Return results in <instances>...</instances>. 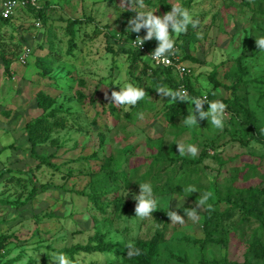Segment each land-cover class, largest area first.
<instances>
[{"label":"rangeland","instance_id":"obj_1","mask_svg":"<svg viewBox=\"0 0 264 264\" xmlns=\"http://www.w3.org/2000/svg\"><path fill=\"white\" fill-rule=\"evenodd\" d=\"M47 4L39 27L32 25L37 18L22 11L0 26V46L11 59L7 74L0 61V198L12 200L20 193L21 200L34 183L35 187L49 183L21 206L0 203V233L11 236L1 248L2 260L14 259L10 264L100 263L118 257L122 250L125 253L138 239H151L161 228L163 237L156 239L151 264H212L222 257L264 264V255L255 257L246 248V241L254 237L264 251V228L262 234L261 230L254 233L258 223L252 216L240 223L238 209L230 219L221 220L222 229L214 236L226 233L224 243L193 242L203 237L205 207L221 210L231 204L224 201L225 194L241 204L238 195L255 189V205L264 211V203L260 204L264 201V141L259 140L264 138V49H260L264 0H47ZM72 18L83 23L73 26L69 46L65 20ZM132 33L154 48L144 44L147 51L175 46L180 61L190 67L187 77L196 96L181 101L169 120L162 114L164 105L171 102L169 89L155 88L141 73L142 54L137 52L142 60L135 61L132 75L127 73L130 58L119 48L129 46ZM24 47L29 48V56L20 64L17 55ZM212 70L224 85L236 84L238 105L251 114L252 123H241L242 115L229 112L221 102L230 97L229 89L218 87L213 97H207ZM235 72L241 74L238 82ZM169 76L181 83L175 70ZM38 90L53 97L50 107H55L62 126L51 131L54 142L35 149L49 155L47 161L58 170L45 165L36 169V160L29 155L23 126L42 113L35 107ZM200 96L207 102L196 107L195 98ZM93 151L95 156L89 157ZM202 151L200 162L169 166L170 158L195 160ZM108 156L110 165L128 176V169H134L127 186L120 181L118 188L106 194L120 200L116 216L109 221L100 220L78 194L85 186L90 190L86 183L91 173ZM27 169L35 182L19 187L6 181L12 173L25 177ZM67 169L72 171L68 176ZM166 183L167 193L160 191ZM192 197L201 202L194 203ZM142 203L173 213L158 223L137 208ZM188 204L196 212L178 210ZM95 232L114 243L112 252H78L70 260L61 251L84 244Z\"/></svg>","mask_w":264,"mask_h":264},{"label":"trees","instance_id":"obj_2","mask_svg":"<svg viewBox=\"0 0 264 264\" xmlns=\"http://www.w3.org/2000/svg\"><path fill=\"white\" fill-rule=\"evenodd\" d=\"M40 7L37 10H32L29 8H26L23 10V13H26L30 16H34L39 21H41L44 17L45 7H48L47 0H39ZM10 18H1L0 17V26L9 24ZM66 33L68 34V41L69 46L73 43L72 39L74 36V29L73 26L77 24L83 23L81 19L79 18H72V19H66ZM33 25V23H32ZM133 34V33H132ZM131 34V35H132ZM129 35V38L130 36ZM1 41V39H0ZM145 46L148 49H154L150 48L144 42ZM16 49L18 47L17 44L13 45ZM68 46V47H69ZM153 47V46H152ZM158 48V47H157ZM260 49H264V43H261ZM255 51H257V48H254ZM70 51V49H68ZM130 46L125 45V47H120L119 52L125 53L129 56V67L127 69V73L132 75V72L136 69L135 61H141V56L134 52ZM183 58H188L189 60H192L193 58L189 55H183ZM0 61L3 66L4 73H8L9 65L11 62V59L7 57L4 53L3 48L0 46ZM238 63V62H237ZM140 71L141 73L149 77L152 80V84L155 88L158 89H169V96L171 98L170 103H166L163 107L162 114L166 118V120H169L171 116L178 112V104L181 101H184L185 99L189 98L192 99L196 96L194 88L191 86L190 81L188 79V74L185 75L181 83L179 81L172 79V76L170 75V72L173 71L171 67H148V65L143 62L140 64ZM238 66H236L237 68ZM147 68H149V72L147 73ZM235 68V69H236ZM240 70V69H239ZM172 74V73H171ZM233 78L235 79V82L239 81V78H241V74L238 72L233 75ZM208 79L211 83L210 90L207 92V97H213L212 91L215 90L218 87H225L229 89L230 97L220 99L223 104H225L226 109L229 112L232 113H240L242 115L243 119L241 120V123H252L253 117H251L250 113H247L243 108V106L238 105V101L235 94L236 84H230L229 86L224 85L221 81L216 79L215 71L212 70L211 73L208 75ZM234 82V83H235ZM179 84H181L185 90L187 91V95L184 97H179V91L178 87ZM34 101H35V107H38L41 110V114L35 117L30 118L27 122L24 123V131H25V139L28 142V151L29 155L32 158H35L36 163L34 167L36 169L40 168L41 165L49 166L53 170H58L59 167L53 163H50L47 161V157L41 155V153L36 152V147L46 143V141L54 142L55 138L52 137L51 131L55 129L56 127L62 126V121H60V118H58L55 115V107H50L53 103V97L49 96L47 93H45L42 90L36 91L34 95ZM136 104V102H135ZM109 110L112 111L113 107H109ZM131 110H134L133 107H131ZM127 112H124L123 114H126ZM259 140L264 141V138H260ZM9 146V145H7ZM96 154L95 151L89 154V157H94ZM202 151V155L198 156L195 160H186V159H180V158H170L169 163L171 165L177 164V168L181 167L183 163L185 162H200L201 158L204 156ZM110 156L104 157L101 164L98 166V171H94L91 173L92 177L87 181V186L90 188V190L86 189V186L84 189L80 190L78 194L85 197L86 201H88L91 204V207L96 211V213L99 214L100 220H110L111 216H116L117 214V207L118 203H120V200L116 195H113L112 197H107L106 194L114 191L119 186V182L122 181L124 186H127L130 183V180L132 177H130L131 174L134 173V169L132 170L128 169L130 172V175H127V172H125L122 169H117L110 165ZM179 161V162H178ZM28 170V169H27ZM9 171V170H8ZM71 170L67 169L66 176L71 174ZM3 175V172H0V177ZM35 178L32 176V171L28 170V174L25 175V177H20L12 173L9 177H7V182H14L15 185L19 187H23L25 185V182H32ZM133 180V179H132ZM140 182H143L144 175L139 179ZM35 182V181H34ZM49 183H39L35 187L32 185L30 189L27 191L26 197L19 199L20 193H17V197L14 199H8L7 196L3 197L4 199L0 198V203L4 204H12L14 207L21 206L25 202L28 201V199L35 194L38 191H43L48 187ZM38 189V190H37ZM170 190V187H168V183H166L162 188H160V191H163L167 193ZM259 191H261L259 189ZM257 191L255 189H248L241 192L242 198H240L241 204L238 202L236 203V200L234 199L233 202H231V198L229 197V194H225L224 201L230 202L231 204L226 205L223 209H216V208H206L205 211L201 214L202 221L201 225L204 230L203 237L201 239L193 240V242L198 241L200 242H220L224 243L225 239L227 238V234L221 235V237H214L216 234H218L222 229V226L219 227V224H221V220L223 219H230V217L234 213V209H238V214H241V220L239 221L242 223V221L246 220L249 216H252L257 221V226L253 228V232H257L259 230L260 234H262V230L264 227H262V223H264V211H260V209L255 205L258 204V195L255 194ZM262 192V191H261ZM245 193L244 197L243 194ZM193 198V197H192ZM246 198V201L245 199ZM199 198H193V202H199ZM201 202V201H200ZM264 201H262L263 204ZM239 205L238 207H236ZM137 208H140L144 213H149L152 215V217L156 220V222H163L171 213L172 211L169 210H163V211H155L151 206L146 205V203L138 204ZM137 209V210H140ZM136 210V209H135ZM136 210V211H137ZM183 212L189 211V212H196L194 207L191 204L185 205L180 207V209ZM253 211L255 213H253ZM94 216V215H93ZM92 216V217H93ZM95 217H93L94 219ZM251 224V223H249ZM259 234V237L261 236ZM11 237L9 234L0 233V264H10L14 261V259L11 260H5L3 261L2 258L4 256L3 248L4 245L8 242V238ZM105 234L95 232L94 234L87 237V241L84 244L76 243L70 247L62 248L61 251L66 253L68 258L70 260L72 259L73 254H76L78 252L80 253H89V252H97V253H108L112 252L114 249V243L110 240H104ZM163 237V229L158 228L156 232L154 233V236L149 240H136L135 242L131 243L129 248L124 253V250L121 251V254L118 257L112 258L110 260H106L104 262L95 263L94 261L90 262H80L76 264H151L152 258L155 255L156 251V239ZM247 242V252L251 251L252 255L255 257H263L264 251L261 247V241L258 238H252L250 241ZM248 259H244L243 262L237 263V262H231L226 261L223 257L221 260L218 261H211L212 264H249Z\"/></svg>","mask_w":264,"mask_h":264},{"label":"built area","instance_id":"obj_3","mask_svg":"<svg viewBox=\"0 0 264 264\" xmlns=\"http://www.w3.org/2000/svg\"><path fill=\"white\" fill-rule=\"evenodd\" d=\"M40 7L39 0H0V17L10 18L15 16L17 11H23L26 8L37 10ZM34 26L39 27L38 19L32 21ZM128 45L136 52L142 54L143 61L150 67H171L176 71L178 76H183L189 73V68L182 65L179 56L176 54V47L162 48L159 50L147 51L144 47L143 40L138 33H133L129 38ZM29 56V48L24 47L17 55V62L24 64ZM179 97L187 95V91L182 85L178 87ZM207 99L204 96L196 97L194 104L199 107L206 103Z\"/></svg>","mask_w":264,"mask_h":264},{"label":"crops","instance_id":"obj_4","mask_svg":"<svg viewBox=\"0 0 264 264\" xmlns=\"http://www.w3.org/2000/svg\"><path fill=\"white\" fill-rule=\"evenodd\" d=\"M179 58H180V57H179ZM180 62H181L182 65H184V66H186L187 68L190 69L189 65L184 64L182 61H180Z\"/></svg>","mask_w":264,"mask_h":264}]
</instances>
